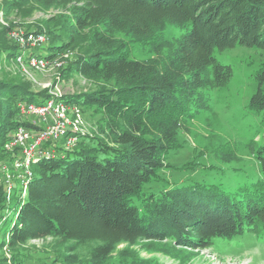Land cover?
<instances>
[{
  "label": "trees",
  "instance_id": "16d2710c",
  "mask_svg": "<svg viewBox=\"0 0 264 264\" xmlns=\"http://www.w3.org/2000/svg\"><path fill=\"white\" fill-rule=\"evenodd\" d=\"M31 3L41 8L69 7V40L51 46L52 53L44 54L50 59L67 45L78 43L90 27L102 26L91 36L90 50L76 55L67 70L94 82L112 83V88L73 96L96 102L115 118L105 131L108 142L101 138L103 147L79 139L72 150L62 152L65 156L33 164L25 200L13 205L17 211L7 227L9 245L48 236L72 240L78 247L94 243L88 262L68 254L64 260L109 264L118 245L136 244L142 238H170L207 249L217 237L264 236V164L258 180L232 193L218 185L197 184L175 185L141 197L144 184L160 177L163 158L175 147L180 124L194 115L191 93L223 88L232 81L233 67L222 63L216 53L244 46L260 49L264 55V0L6 2L10 9ZM167 26L189 28L174 40L175 64L165 68L148 58L131 57L112 34L145 40ZM8 33L9 28L0 29V55L9 52L16 61L19 45L8 43ZM255 81L257 90L249 107L264 117V62ZM47 92L34 93L30 82L0 80V163L10 164L19 155L5 149L16 128L33 126L18 104L41 103L48 98ZM101 148L112 152L100 159L92 150ZM3 183L1 212L6 206ZM135 199L140 200L139 207L132 203Z\"/></svg>",
  "mask_w": 264,
  "mask_h": 264
},
{
  "label": "rangeland",
  "instance_id": "374dc122",
  "mask_svg": "<svg viewBox=\"0 0 264 264\" xmlns=\"http://www.w3.org/2000/svg\"><path fill=\"white\" fill-rule=\"evenodd\" d=\"M7 0H0V29L9 28L8 43L13 45L11 32L17 29L39 30L49 38L41 51L48 55L55 47L69 40V24L72 17L69 7L41 8L35 3L22 9H10ZM90 27L81 35L78 43L68 45L56 54L63 62L61 67L50 66L44 70L27 67L25 70L12 60L10 53L0 55V80L17 84H31L38 94L47 84L58 85L64 95L63 101L82 108L86 136L80 140L90 146L103 147L101 138L107 141L106 129L115 117L96 102H86L74 94L96 92L112 88V83L91 81L67 70L75 56L90 50V38L95 29ZM189 26H167L148 39L134 38L126 33H112L118 44L137 59H150L165 68L175 64L174 40L186 32ZM218 59L234 69L232 81L223 88L202 89L191 93L190 105L194 115L181 123L176 132V142L163 158L160 177L144 184L141 197L149 193H160L175 185H218L226 192H235L244 184L258 180L264 164V117L261 112L250 109L249 103L257 90L255 73L264 62L260 49L238 46L217 52ZM47 90V89H46ZM49 94V91L47 92ZM99 127H103V131ZM101 132H104L101 133ZM107 138V139H106ZM61 141H64L62 139ZM100 159L108 156L111 149H93ZM65 153H67L65 151ZM65 156L58 150L57 155ZM44 159V158H43ZM188 163V167L182 168ZM6 163H0V168ZM0 186L5 178L0 170ZM3 183V184H4ZM21 183L15 181L14 190L0 211V264H68L65 256L78 258L81 263L90 259L94 243L77 246L72 240L48 236L29 240L11 247L7 227L16 213L17 205L25 200ZM21 196L19 197V195ZM140 206L139 199L132 202ZM4 214V219H2ZM1 224V223H0ZM151 248V249H149ZM109 264H264V236L246 233L231 239L217 237L212 247L192 248L168 239H139L136 244H120L107 260ZM80 263V262H79Z\"/></svg>",
  "mask_w": 264,
  "mask_h": 264
},
{
  "label": "built area",
  "instance_id": "2783aa9c",
  "mask_svg": "<svg viewBox=\"0 0 264 264\" xmlns=\"http://www.w3.org/2000/svg\"><path fill=\"white\" fill-rule=\"evenodd\" d=\"M11 36L19 45L16 61L24 70L27 67L44 70L64 64L56 57L50 59L44 56L41 48L49 42L45 33L17 29L11 32ZM45 88L48 89L49 96L41 103L18 104L21 114L30 119L33 126H19L5 144L8 152L19 154L10 164L6 163L0 168L5 178L8 199L14 190L15 181L21 183V191L26 195L34 176L33 164L57 155L58 150H72L78 144L80 135H86L82 108L63 101L65 95L58 85L47 84Z\"/></svg>",
  "mask_w": 264,
  "mask_h": 264
}]
</instances>
